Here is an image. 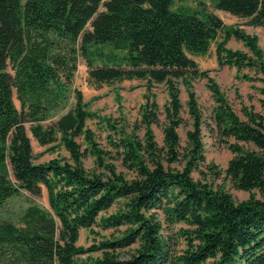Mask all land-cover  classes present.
Wrapping results in <instances>:
<instances>
[{
    "label": "trees",
    "instance_id": "1",
    "mask_svg": "<svg viewBox=\"0 0 264 264\" xmlns=\"http://www.w3.org/2000/svg\"><path fill=\"white\" fill-rule=\"evenodd\" d=\"M173 1L0 0V207L20 190L33 196L45 190L49 206L47 211L29 205L18 226L0 222V264H264V200L250 195L235 202L224 189L207 184L200 170L222 174L235 190L264 196V55L255 36L225 26L213 13L172 10ZM210 4L264 30V0ZM220 36L217 64L261 83L260 110L242 109L243 118L190 58L205 55ZM231 38L247 51L226 48ZM79 57L96 86L138 80L148 94L164 86L162 112L145 97L142 137L101 119L116 136L109 137L112 152H105L87 126L97 115L87 110L79 91L66 108ZM244 69L254 76H240ZM196 79L205 80L214 102L209 130L232 154L222 172L206 164ZM180 86L191 126L184 145L178 134L185 125ZM26 125L39 146L58 141L68 159L35 164ZM154 126L161 128V144ZM86 156L93 159L92 170L83 166ZM175 225L184 243L178 252L163 235L164 227ZM94 229L119 235L77 246L80 231Z\"/></svg>",
    "mask_w": 264,
    "mask_h": 264
},
{
    "label": "rangeland",
    "instance_id": "2",
    "mask_svg": "<svg viewBox=\"0 0 264 264\" xmlns=\"http://www.w3.org/2000/svg\"><path fill=\"white\" fill-rule=\"evenodd\" d=\"M199 2H202V5H199ZM172 10L197 11L200 15L204 13H213L222 20L225 26L233 28L238 27L245 33L255 36L257 39V45L264 55V30L262 28L248 27L244 25V19L215 10L210 4V0H174ZM99 11H103L101 6ZM89 27L90 25L88 23L86 29H89ZM221 40L222 37L220 36L215 42L211 43L209 50L205 55L190 56V58L196 62L199 70L208 72V75L212 77L220 87V90L227 98L233 110L238 116H240V118H243L241 113L242 109L256 112L260 110V100L262 96L260 95L259 89L261 88V83L248 82L241 78H237V72L234 68H229L227 66L221 67L217 64L215 50L216 44L221 42ZM225 47L231 50L247 51L243 48L242 43L233 38L228 41ZM103 51L108 53L110 49L104 47ZM113 53L119 56L124 54L120 51H114ZM7 71L12 73L10 68H8ZM242 74L254 76L253 71L248 69H244L239 75L241 76ZM205 83L204 79H196L192 83L198 108L201 112L204 123L201 128L204 156L206 164H210L214 166L218 172H222L226 168L227 162L232 157V154L226 147H224V145L220 144L215 133L209 130L208 126L211 125L210 117L214 102L211 99L210 93L206 89ZM179 89L180 100L183 107L182 117L185 121V125L178 130V134L181 143L184 145L185 132L191 129V126L186 107L187 94L183 86H180ZM73 91H79L82 95L83 102L87 106V110L97 115V117L87 121V126L88 129L93 132L96 144L105 152H112L111 147L108 145V141L109 137L115 140L116 136L105 131L101 119L115 122L116 126L123 127L126 133L131 134L132 132H135L137 136L142 137L143 130L140 129L139 121L141 107L146 102L145 97L154 100L158 105L160 112H162L163 106L167 102V93L163 85H155L148 94L144 87V82L138 80L103 84L101 86L92 84L88 80L87 68L81 57L77 59L75 71L73 72L71 82L68 85V92L66 93L68 96V106L66 108H70L74 103ZM13 101L17 109H19V102L16 99L15 91H13ZM160 118L162 119L163 117L161 116ZM56 119L57 117H54L48 122H54ZM152 130L156 141L158 144H161L162 132L160 126H154L152 127ZM26 133L31 141L33 162L35 164L45 163L52 159H58L60 161H66L68 159L67 152L58 141L42 147L32 138L28 130V125H26ZM79 142L82 144L83 150L85 145L82 140ZM115 165L118 166L119 170H122L119 162H116ZM83 166L86 170H92L94 168L92 157L86 156L83 159ZM200 170L205 174V181L207 184L214 189H224L231 195L235 202L245 201L250 195L255 199L264 200V196L258 191L246 193L235 190L222 174L216 176L209 175L204 166H202ZM192 176L195 180L201 179L198 172H194ZM10 177L12 178L11 172ZM32 204H36L42 209L49 211L45 190L42 191L40 196H33L24 190H20L18 194L7 199L0 207V222H11L18 226L20 215L25 208ZM179 227L180 225H175L171 228L164 227L163 230V235L174 242L175 250L177 252L184 247L183 241L176 235ZM94 232L96 233H90L87 230L80 231L77 246L87 248L103 238L110 239L111 237L119 235V232L113 230L100 232L97 229H94ZM93 256H96V254ZM85 258L86 256H81L79 260Z\"/></svg>",
    "mask_w": 264,
    "mask_h": 264
}]
</instances>
